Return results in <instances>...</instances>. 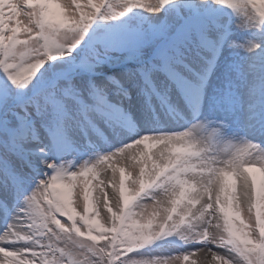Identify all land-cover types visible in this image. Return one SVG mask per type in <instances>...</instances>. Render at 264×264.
Listing matches in <instances>:
<instances>
[{
  "label": "snow or ice",
  "instance_id": "1",
  "mask_svg": "<svg viewBox=\"0 0 264 264\" xmlns=\"http://www.w3.org/2000/svg\"><path fill=\"white\" fill-rule=\"evenodd\" d=\"M0 264H264V0H0Z\"/></svg>",
  "mask_w": 264,
  "mask_h": 264
},
{
  "label": "rangeland",
  "instance_id": "2",
  "mask_svg": "<svg viewBox=\"0 0 264 264\" xmlns=\"http://www.w3.org/2000/svg\"><path fill=\"white\" fill-rule=\"evenodd\" d=\"M117 177H118V174H117ZM80 210H82V202H81V208H80ZM203 255H204V252L203 251L198 254V256L201 257V258L203 257ZM209 259H211V257Z\"/></svg>",
  "mask_w": 264,
  "mask_h": 264
},
{
  "label": "bare ground",
  "instance_id": "3",
  "mask_svg": "<svg viewBox=\"0 0 264 264\" xmlns=\"http://www.w3.org/2000/svg\"><path fill=\"white\" fill-rule=\"evenodd\" d=\"M209 258H210V256H209Z\"/></svg>",
  "mask_w": 264,
  "mask_h": 264
}]
</instances>
